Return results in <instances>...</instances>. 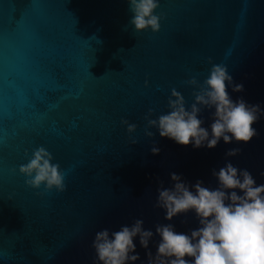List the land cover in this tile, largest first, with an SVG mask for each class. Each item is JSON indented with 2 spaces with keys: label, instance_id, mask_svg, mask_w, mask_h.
I'll return each mask as SVG.
<instances>
[{
  "label": "water",
  "instance_id": "obj_1",
  "mask_svg": "<svg viewBox=\"0 0 264 264\" xmlns=\"http://www.w3.org/2000/svg\"><path fill=\"white\" fill-rule=\"evenodd\" d=\"M160 13L159 32H136L127 0H0V264H97L96 233L137 219L153 237L147 249L134 238L140 259L129 264H148L157 225L185 234L200 226L194 210L169 221L155 206L172 173L215 189L213 171L230 162L264 184V114L250 142L221 138L212 149L157 128L146 137L144 120L149 108L152 118L169 110L172 88L190 106L184 81L203 82L209 58L243 84L242 92L229 85L232 100L264 113V0H160ZM214 111L198 117L210 138ZM39 146L66 172V191L40 196L43 188L26 186L19 165ZM231 149L240 151L227 156Z\"/></svg>",
  "mask_w": 264,
  "mask_h": 264
},
{
  "label": "clouds",
  "instance_id": "obj_2",
  "mask_svg": "<svg viewBox=\"0 0 264 264\" xmlns=\"http://www.w3.org/2000/svg\"><path fill=\"white\" fill-rule=\"evenodd\" d=\"M132 18L129 23L136 32H159L164 14H156L160 0H127ZM211 64L209 75L199 81L195 76L184 83L193 88L194 102L188 106L181 92L175 88L167 101L168 111L155 115V109L149 108L144 116L145 136L153 137L149 131L157 128L161 137L176 143L195 148H215L220 139L225 143H248L257 135L252 127L261 114L259 105H249L243 98L233 101L228 92H242L243 84H234L227 66ZM148 81H145V87ZM214 109L211 123V138L207 128L202 127L204 120L198 118L205 109ZM127 126V132H136L137 125L121 119ZM138 141L131 140L132 144ZM152 153L159 154V148L153 146ZM240 149H231L226 155L235 156ZM25 156H28L27 151ZM54 157L44 146L32 150L27 163L19 165V173L25 177L27 187L43 191V196L55 190L66 191V172L59 163H53ZM15 172V169H13ZM218 187L210 189L202 181L189 186L181 176L172 173V188L161 187L158 191L156 207L166 210L165 219L171 221L178 214L194 210L199 227L190 234L178 233L172 224L156 226L160 236L155 256L149 251L148 264H264V184L256 185L253 176L247 170H239L230 162L218 172ZM194 189V190H192ZM239 189L242 195L236 191ZM139 236L140 245L147 249L153 237L151 230L143 229V220L137 219L131 227L122 226L119 231L108 229L95 235L92 247L95 249L97 264H129L140 259L136 252L134 238Z\"/></svg>",
  "mask_w": 264,
  "mask_h": 264
}]
</instances>
